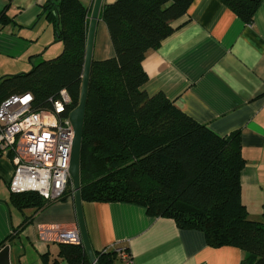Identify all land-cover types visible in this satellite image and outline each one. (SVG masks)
Returning <instances> with one entry per match:
<instances>
[{
  "label": "trees",
  "instance_id": "1",
  "mask_svg": "<svg viewBox=\"0 0 264 264\" xmlns=\"http://www.w3.org/2000/svg\"><path fill=\"white\" fill-rule=\"evenodd\" d=\"M221 1L251 23L263 0ZM11 2L0 12L2 26L13 20L7 14ZM193 2L115 0L103 5L100 17L115 54L92 65L81 155L82 199L142 205L154 217L174 219L179 228L203 231L210 246L242 249V264H264V223L251 219L242 202L246 162L240 131L221 136L182 111L164 92L150 94L144 89L149 79L143 63L146 54L174 32L173 23ZM42 13L63 48L27 72L1 76L0 106L12 95L29 92L35 109L52 108L51 99L62 89L72 97L70 109L80 103L88 8L81 0H47ZM70 196L73 185L56 199L35 191L12 193L11 199L19 209H42ZM95 253L99 264H113L117 257L113 250ZM59 256L69 264H91L83 243H60ZM43 257L49 264V256Z\"/></svg>",
  "mask_w": 264,
  "mask_h": 264
},
{
  "label": "crops",
  "instance_id": "2",
  "mask_svg": "<svg viewBox=\"0 0 264 264\" xmlns=\"http://www.w3.org/2000/svg\"><path fill=\"white\" fill-rule=\"evenodd\" d=\"M47 0H12L11 23L0 24V77L27 72L62 42L45 14ZM91 15L95 0H81ZM115 0H103L109 4ZM8 0H0V12ZM174 32L148 51L144 89L164 92L182 111L221 136L240 131L245 167L242 202L253 220L264 223V0L247 23L221 0H194L186 15L173 23ZM105 22L100 19L95 60L114 56ZM14 166L0 156V244L29 246L48 263L69 264L59 256L60 243L40 238L42 229L78 226L74 196L42 209H19L9 187ZM84 217L95 251L125 247L134 264H242L245 252L235 246L208 245L205 233L179 228L169 217H154L129 202L83 201ZM26 225L21 228L23 222ZM16 230V231H15ZM28 246V247H27ZM45 260L43 257L39 259Z\"/></svg>",
  "mask_w": 264,
  "mask_h": 264
},
{
  "label": "built area",
  "instance_id": "3",
  "mask_svg": "<svg viewBox=\"0 0 264 264\" xmlns=\"http://www.w3.org/2000/svg\"><path fill=\"white\" fill-rule=\"evenodd\" d=\"M52 108L35 109L27 92L7 98L0 106V150L13 163L9 183L12 193L38 192L46 199L64 195L73 185L70 159L74 126L70 118L72 97L67 89L51 99ZM40 238L59 243L82 244L78 226L44 228ZM116 252L113 264H134L125 247H106Z\"/></svg>",
  "mask_w": 264,
  "mask_h": 264
},
{
  "label": "water",
  "instance_id": "4",
  "mask_svg": "<svg viewBox=\"0 0 264 264\" xmlns=\"http://www.w3.org/2000/svg\"><path fill=\"white\" fill-rule=\"evenodd\" d=\"M103 7V0H95L94 6L90 15V22L88 28L87 47L85 54L83 83L81 91V99L79 105L74 108L70 114L71 121L74 126V140L70 159V176L73 183V196L76 206V213L78 219V227L82 236L83 245L88 255L91 264H99L95 250L90 241L88 234L86 221L84 217L83 199L81 192V155H82V142L84 135V123L86 115V107L88 100V91L90 76L94 58V48L96 42V35L98 24L101 19V9ZM11 245L6 244L0 249V264H12L11 263Z\"/></svg>",
  "mask_w": 264,
  "mask_h": 264
},
{
  "label": "rangeland",
  "instance_id": "5",
  "mask_svg": "<svg viewBox=\"0 0 264 264\" xmlns=\"http://www.w3.org/2000/svg\"><path fill=\"white\" fill-rule=\"evenodd\" d=\"M59 53L54 52V49H51L50 52L47 54V56L44 59L55 57ZM41 61H39V62H41ZM28 248H29V250L27 252V255L20 256V254L16 253V249L23 250V247L21 245H15L14 246V250L12 251V260H13L14 264H40L39 259L40 258L42 259L43 257H41V255H39L38 252L32 246L31 247L29 246ZM41 264H45V260H42Z\"/></svg>",
  "mask_w": 264,
  "mask_h": 264
}]
</instances>
